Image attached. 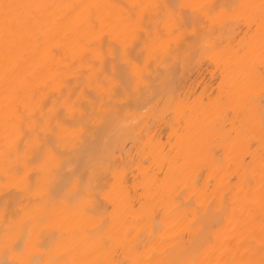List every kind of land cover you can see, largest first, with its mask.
Masks as SVG:
<instances>
[{"label":"bare ground","instance_id":"1","mask_svg":"<svg viewBox=\"0 0 264 264\" xmlns=\"http://www.w3.org/2000/svg\"><path fill=\"white\" fill-rule=\"evenodd\" d=\"M0 264H264V0H0Z\"/></svg>","mask_w":264,"mask_h":264}]
</instances>
